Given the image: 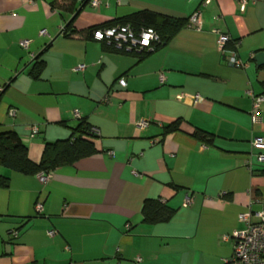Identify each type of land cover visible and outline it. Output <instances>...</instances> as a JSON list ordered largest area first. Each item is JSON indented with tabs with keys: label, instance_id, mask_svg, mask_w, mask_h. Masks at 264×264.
<instances>
[{
	"label": "crops",
	"instance_id": "1",
	"mask_svg": "<svg viewBox=\"0 0 264 264\" xmlns=\"http://www.w3.org/2000/svg\"><path fill=\"white\" fill-rule=\"evenodd\" d=\"M245 1L0 0V133L16 132L39 163L45 145L70 138L81 121L99 132L98 153L51 172L49 183L0 165L9 179L0 187V264H224L232 256L223 236L244 229L241 213L264 212V149L252 145L264 138V103L252 120L254 98L264 95L255 60L264 52V0ZM144 10L188 21L200 12L202 29L187 26L146 56L93 39L91 29ZM219 33L232 38L225 51ZM231 51L245 68L228 64ZM39 57L46 67L35 79ZM178 120L180 131L166 134ZM197 129L213 143L193 137ZM147 199L175 215L144 222Z\"/></svg>",
	"mask_w": 264,
	"mask_h": 264
},
{
	"label": "trees",
	"instance_id": "2",
	"mask_svg": "<svg viewBox=\"0 0 264 264\" xmlns=\"http://www.w3.org/2000/svg\"><path fill=\"white\" fill-rule=\"evenodd\" d=\"M131 25L135 29L153 28L159 35L161 43L156 49L166 45L177 33L188 26L187 19H175L153 11L144 10L126 17L117 19L104 26L91 29V33L100 28L113 27L118 25ZM67 27L62 33L68 34ZM145 52L140 56H146ZM46 63L39 58L34 60L31 75L40 79L45 70ZM181 121H176L165 128V133L180 131ZM193 137L205 144H212L214 135L196 130ZM95 135L92 127L85 121H81L70 138L59 140L54 143H47L39 163H34L28 155V149L14 131L0 133V165L25 175H36L51 173L58 168L74 165L76 162L98 153L94 142ZM264 174V169L261 171ZM9 179L0 176V187H7ZM142 214L144 222L157 224L165 223L172 219L175 210L156 199H147L144 202Z\"/></svg>",
	"mask_w": 264,
	"mask_h": 264
},
{
	"label": "built area",
	"instance_id": "3",
	"mask_svg": "<svg viewBox=\"0 0 264 264\" xmlns=\"http://www.w3.org/2000/svg\"><path fill=\"white\" fill-rule=\"evenodd\" d=\"M213 0H204L205 4H210ZM246 1L242 0V8H244ZM92 7H97L100 4V0H90ZM200 12H196L190 17L188 21V27L202 29V23L200 20ZM41 36L46 35V31L43 30L40 33ZM218 44L221 51L226 50V46L232 42V38L228 34L219 33ZM93 39L98 42H102L107 46L113 48L119 52L133 53L142 55L145 52H153L156 50V46L161 43L158 33L153 28H141L135 29L131 25H118L113 27L100 28L93 32ZM31 41L25 40L21 43L24 49H28ZM227 62L230 66L235 68H245L246 64L239 59L238 54L234 51L229 52L227 56ZM85 66H80L78 70L84 69ZM161 80H164V76H161ZM121 86L126 87L127 82L125 79H120ZM264 103V95H260L254 98V106L252 111V120L254 123L259 121L258 112L261 105ZM11 116H15V111H10ZM74 117L80 118V113L74 111ZM149 124L148 121L139 122L140 128H145ZM38 128L33 127V133L36 134ZM94 135H99L97 130H93ZM252 145L254 148L264 149V138L258 137L253 139ZM257 160L260 164H264V154H259ZM251 164L252 162L249 161ZM39 179L43 184L49 183L51 180V173L39 174ZM193 198L188 197L185 202V206L192 204ZM38 213L43 211V205L38 203L36 205ZM239 220L245 225L243 230H235L230 235L223 236L224 241H232L234 250L232 256L225 260L224 264H264V212H253L248 210L239 215ZM50 236H54L55 232L50 231ZM17 233H12L11 237H16ZM137 262H141L138 258Z\"/></svg>",
	"mask_w": 264,
	"mask_h": 264
},
{
	"label": "water",
	"instance_id": "4",
	"mask_svg": "<svg viewBox=\"0 0 264 264\" xmlns=\"http://www.w3.org/2000/svg\"><path fill=\"white\" fill-rule=\"evenodd\" d=\"M255 60L258 66H264V52L257 54Z\"/></svg>",
	"mask_w": 264,
	"mask_h": 264
}]
</instances>
